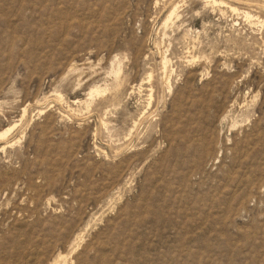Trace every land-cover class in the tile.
<instances>
[{
    "label": "rangeland",
    "instance_id": "374dc122",
    "mask_svg": "<svg viewBox=\"0 0 264 264\" xmlns=\"http://www.w3.org/2000/svg\"><path fill=\"white\" fill-rule=\"evenodd\" d=\"M206 1L0 0V264H264V0Z\"/></svg>",
    "mask_w": 264,
    "mask_h": 264
},
{
    "label": "bare ground",
    "instance_id": "6f19581e",
    "mask_svg": "<svg viewBox=\"0 0 264 264\" xmlns=\"http://www.w3.org/2000/svg\"><path fill=\"white\" fill-rule=\"evenodd\" d=\"M159 3V2H158ZM178 3V2H177ZM206 3L208 4V5H212L213 7L214 6H218L219 7V5H224L225 3L224 2H218V1H216V0H207L206 1ZM228 5V4H227ZM166 6H167V4H166ZM170 8L168 9L167 7H165V9L167 8L168 9V11L165 13V16H164V18H163V28H164V30L165 31H172V30H174V28L176 27V25H178L177 23L178 22H180V24L181 25H185L188 21L187 20H185V19H183V15H182V13H180V6L178 5V4H174V3H170ZM225 6V5H224ZM234 9V8H233ZM235 11H236V9H234ZM233 10V11H234ZM164 11V10H163ZM237 11H239V10H237ZM163 13V12H162ZM161 14V13H160ZM246 14V16L249 18V19H253V18H255V17H253V15H250V13H244V15ZM259 20H260V18H259ZM257 22V21H256ZM206 26V25H205ZM182 27V26H181ZM176 28H178V27H176ZM188 28V27H187ZM180 29V28H179ZM178 29V30H179ZM192 29V28H191ZM193 31V30H192ZM191 32V31H190ZM173 33V32H172ZM187 33V32H186ZM187 35H188V33H187ZM167 53V52H166ZM168 54V53H167ZM192 54V53H191ZM205 57V56H204ZM195 58V57H194ZM193 58V59H194ZM200 58V57H199ZM190 61V60H189ZM195 61H197V59H194L192 62H195ZM191 62V63H192ZM171 65H172V61H171V59L168 57V56H164V58H163V61H162V66H163V71H164V75H168V73L172 70V69H170V67H171ZM172 72H173V70H172ZM122 73H123V68H122V64H121V62L116 58V59H114V61L112 62V70H111V72L109 73L110 75V77H112V85L114 86L113 87V91L114 90H117V89H120V87L121 86H123L122 85V82L124 81V80H122L123 78H122ZM171 73V72H170ZM124 75V74H123ZM170 75V74H169ZM168 75V76H169ZM171 76H172V73H171V75H170V79H171ZM153 79V74H150L149 75V78H148V80H152ZM167 79V78H166ZM170 79H169V77H168V79L167 80H169V83H168V85H169V90L170 91H172V86H171V83H170ZM108 80V79H107ZM110 82V81H109ZM106 83V82H105ZM107 84V83H106ZM105 84V88H102V87H95V88H93L91 91H90V93H89V98L90 99H88L87 101H85V103L84 104H86L88 107H91L92 106V104L95 102V100L98 98V97H103V96H105L107 93H110V91H112L110 88H112V86L110 87L109 85L111 84H109V85H106ZM112 91V92H113ZM120 91V90H119ZM153 91V90H152ZM115 93H117V91L115 92ZM153 95V94H152ZM60 99H62V97H60ZM75 102V101H74ZM83 103V101H76L75 102V104H82ZM29 108V107H28ZM26 113H27V109H25V111H24V114L26 115ZM41 113H43V112H41ZM16 127H17V125H12V126H10V127H8V128H6V129H4V130H2V131H0V143L1 142H4V145H3V147L1 148L2 149V151H5L7 148H9V147H11V146H14L15 144H17V143H13L12 142V140H10V138H11V136H12V134H13V132H14V130H16ZM20 141V140H19ZM1 149H0V151H1ZM9 150V149H8ZM7 150V151H8ZM1 153H3V152H1Z\"/></svg>",
    "mask_w": 264,
    "mask_h": 264
}]
</instances>
